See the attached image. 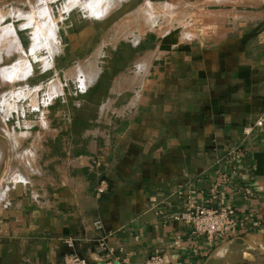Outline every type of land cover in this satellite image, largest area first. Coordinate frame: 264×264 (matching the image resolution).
I'll return each mask as SVG.
<instances>
[{
	"label": "crops",
	"instance_id": "crops-1",
	"mask_svg": "<svg viewBox=\"0 0 264 264\" xmlns=\"http://www.w3.org/2000/svg\"><path fill=\"white\" fill-rule=\"evenodd\" d=\"M199 2L196 30L157 42L48 137L43 178L0 203V264H65L69 237L88 264H264V0ZM189 203L234 207L241 226L195 236L176 219Z\"/></svg>",
	"mask_w": 264,
	"mask_h": 264
},
{
	"label": "rangeland",
	"instance_id": "rangeland-1",
	"mask_svg": "<svg viewBox=\"0 0 264 264\" xmlns=\"http://www.w3.org/2000/svg\"><path fill=\"white\" fill-rule=\"evenodd\" d=\"M72 1L0 0V203L14 185L33 186L43 178V149L64 118L88 113L83 100L98 109L111 81L133 70L137 58L151 57L157 42L180 41L196 30L193 21L204 5L199 0H108L109 13L100 17L81 6L86 0ZM38 28L49 37L41 35L31 50Z\"/></svg>",
	"mask_w": 264,
	"mask_h": 264
},
{
	"label": "built area",
	"instance_id": "built-area-1",
	"mask_svg": "<svg viewBox=\"0 0 264 264\" xmlns=\"http://www.w3.org/2000/svg\"><path fill=\"white\" fill-rule=\"evenodd\" d=\"M257 125H261L262 121L257 120ZM251 128H245L244 134L249 135ZM238 148H234L226 152V159L230 165H234L239 158ZM96 166L100 165L101 160L96 158L92 161ZM97 194L102 196L107 193L109 189V179L106 176H101L97 184ZM176 219L182 220L190 227L191 233L195 236L203 237L211 240L215 236L224 237L234 233L238 227L241 226L240 216L237 210L231 206H206L189 203L185 211L178 214ZM95 229L101 228V221L95 220L93 223ZM67 246V253L64 257L65 264H88V259L75 251L74 239L67 238L65 240ZM97 249L101 252L109 251L106 236H101L97 240ZM104 264H116L114 260L108 256ZM146 264H165L163 257L159 254L151 255Z\"/></svg>",
	"mask_w": 264,
	"mask_h": 264
},
{
	"label": "bare ground",
	"instance_id": "bare-ground-1",
	"mask_svg": "<svg viewBox=\"0 0 264 264\" xmlns=\"http://www.w3.org/2000/svg\"><path fill=\"white\" fill-rule=\"evenodd\" d=\"M28 1H29V0H28ZM44 1H46V0H44ZM73 1H75V0H73ZM73 1H72V2H73ZM107 1H108V0H107ZM107 1H106V0H86V1H84L83 3H81V1H80V3H81V6H83L84 8H86V9L89 10L90 14H92V15H97V16H100V17H101V16H105V15H107V14H106L107 12L109 13V10L107 9V8H109V7H107V6L104 5V4H110V5H111V3H110L111 1H110V2L108 1L109 3H107ZM39 2H40V1H39ZM39 2L37 3L38 5H39ZM41 2H42V0H41ZM204 2H205V1H204ZM20 3H21V2H20ZM73 3H74V2H73ZM112 3H113V2H112ZM145 3H146V2H145ZM168 3H169V2H168ZM40 4H41V3H40ZM44 4H45V3H44ZM44 4H42V5H44ZM157 4H158V3H157ZM42 5H40L41 8L43 7ZM75 5H76V4H75ZM110 5H109V6H110ZM150 5H151V4H150ZM169 5H170V4H169ZM171 5H172V4H171ZM171 5H170V7H171ZM29 6H30V5H29ZM105 6H106V7H105ZM167 6H168V5H167ZM175 6H176V5H175ZM175 6H174V7H175ZM184 6H185V5H184ZM30 7H31V6H30ZM112 7H113V4H112ZM156 7H158V6H156ZM191 7H192V6H191ZM31 8H32V7H31ZM147 8H148V6H147ZM151 8H152V7H151ZM166 8H167V7H166ZM179 8H180V6H179ZM38 9L40 10V8H38ZM38 9H37V10H38ZM45 9H46V11H47V8H45ZM173 9H174V8H173ZM37 10H36V11H37ZM40 11H42V10H40ZM40 11H39L38 13H43V11H42V12H40ZM138 11H139V10H138ZM171 11H172V10H171ZM31 12H33V11H31ZM47 12H48V11H47ZM47 12H46V13H47ZM50 12H51V11H50ZM167 12H168V10H167ZM203 12H204V11H203ZM36 13H37V12H36ZM46 13H45V14H46ZM48 13H49V12H48ZM48 13H47V14H48ZM148 13H149V12H148ZM156 13H157V12H156ZM170 13H171V12H170ZM172 13H173V12H172ZM206 13H207V12H206ZM34 14H35V13H34ZM49 14L51 15V13H49ZM49 14H48V15H49ZM146 14H147V13H146ZM149 14H150V13H149ZM152 14H153V13H152ZM26 15H27V14H26ZM32 15H33V14H32ZM37 15H38V14H37ZM40 15H41V14H40ZM139 15H140V14H139ZM150 15H151V14H150ZM27 16H28V15H27ZM143 16H144V15H143ZM143 16H142V17H143ZM145 16H146V15H145ZM148 16H149V15H148ZM155 16H156V15H155ZM155 16H154V17H155ZM171 16H172V15H171ZM44 17H45V16H44ZM48 17H49V16H48ZM48 17H47V18H48ZM149 17H150V16H149ZM151 17H152V16H151ZM3 18H4V17H3ZM25 18H26V17H25ZM36 18H37V17H36ZM47 18H46V19H47ZM52 18H53V17H52ZM33 19H34V17H33ZM40 19H41V18H40ZM44 19H45V18H44ZM46 19H45V20H46ZM49 19H51V17H50ZM49 19H47V20H49ZM145 19H146V18H145ZM147 19H151V18H147ZM147 19H146V20H147ZM210 19H211V18H210ZM29 20H30V19H29ZM51 20H54V19H51ZM196 20H197V19H196ZM1 21H2V20H1ZM26 21H27V20H26ZM142 21H143V20H142ZM32 22H33V21H32ZM37 22H38V21H37ZM49 22L51 23V21H49ZM53 22H54V21H53ZM144 22H145V21H144ZM147 22H148V21H147ZM28 23H30V22L28 21ZM46 23H47V21H46ZM46 23H45V24H46ZM36 24H37V23H36ZM51 24H53V23H51ZM51 24H50V25H51ZM151 24H152V23H151ZM40 25H41V24H40ZM43 25H44V23L42 24V26H43ZM48 25H49V23H48ZM193 25H194V24H193ZM9 26H10V25H9ZM9 26H8V27H9ZM42 26H40V27H42ZM45 26H47V24H46ZM53 26H54V25H53ZM148 26H149V25H148ZM36 27H38V26L36 25ZM43 27H44V26H43ZM49 28L52 30V29H53L52 25H51V27L48 26V29H49ZM125 28H126V27H124V29H125ZM149 28H150V27H149ZM36 29H37V28H36ZM36 29L34 30V31H35V32H34V34H35V35H34V38H35V41H34V42H35V44L32 46V49H31V50H33V49L35 48V45H36V47H37V44H39V42H40V41H39V38L41 37V35H42V36L44 35V37H47V35H48V34H46V36H45V34H43V32H45V31L41 32V30L39 31V28H38V30H36ZM40 29H41V28H40ZM42 29H43V28H42ZM46 29H47V28H46ZM1 30H2V29H1ZM51 30H50V32L54 31L55 29L52 30V31H51ZM3 31H4V30H3ZM131 31H132V30H131ZM163 31H164V30H163ZM166 31H167V30H166ZM166 31H165V32H166ZM182 31H183V30H182ZM11 32H12V31H11ZM156 32H157V30H156ZM185 32H186V31H185ZM5 33H6V32H5ZM12 33H13V32H12ZM46 33H47V31H46ZM159 33H160V32H159ZM52 34H53V32H52ZM3 35H4V34H3ZM10 35H11V33H10ZM50 35H51V33H50ZM44 37H42V39H43ZM48 37H49V36H48ZM48 37H47V38H48ZM50 38H51V37H50ZM2 39H3V38H2ZM46 40H47V39H46ZM181 40H182V39H181ZM4 41H5V40H4ZM38 41H39V42H38ZM43 41H44V44H45V39H44ZM43 41H42V42H43ZM49 41H50V40H49ZM52 41H53V40H52ZM52 41H51V42H52ZM6 42H7V41H6ZM53 43H54V46H55V42H54V41H53L51 44H53ZM42 44H43V43H42ZM44 44H43V46H44ZM46 44H47V43H46ZM51 44H50V45H51ZM45 47H46V46H45ZM56 47H57V46H56ZM38 48H39V45H38ZM36 49H37V48H36ZM46 49H48V48H46ZM51 50H52V49H51ZM153 52H154V51H153ZM48 53H49V52H48ZM148 53H149V52H148ZM161 53H162V52H161ZM157 54L159 55V53H157ZM158 55H157V56H158ZM24 58H26V56H25ZM146 58H147V57H146ZM151 59H152V58H151ZM21 60H22V58H21ZM146 61H147V60L144 59V60L140 61L139 64H145ZM21 62H22V61H21ZM24 62H25V60H24ZM147 62H148V61H147ZM137 64H138V63H137ZM17 66H19V64H18ZM12 67H13V66H12ZM14 67H15V65H14ZM8 68H9V67H8ZM15 68H16V67H15ZM15 68H14V69H15ZM141 68H142V67H141ZM148 68H149V67H148ZM5 69H6V68H5ZM8 70H9V69H8ZM12 70H13V69H12ZM15 70H17V69H15ZM13 71H14V70H13ZM19 71H21V70L19 69ZM2 72H3V71H2ZM2 72H1V73H2ZM8 72H9V71H8ZM14 73H15V72H14ZM6 74H7V73H6ZM15 74H16V73H15ZM10 75H11V74H10ZM14 77H15V76H14ZM82 81H83V80H82ZM24 175H25V174H24ZM17 177H18V176H17ZM19 177H21V176H19ZM14 179H16V178H14ZM4 188H5V187H4ZM2 192H3V191H2ZM0 194H1V192H0ZM5 195H6V194H5Z\"/></svg>",
	"mask_w": 264,
	"mask_h": 264
},
{
	"label": "water",
	"instance_id": "water-1",
	"mask_svg": "<svg viewBox=\"0 0 264 264\" xmlns=\"http://www.w3.org/2000/svg\"><path fill=\"white\" fill-rule=\"evenodd\" d=\"M118 14H119V13H116V14L112 15V16L108 19V21L114 19L115 17H117ZM257 249H258L260 252H262V253L264 254V249H262V248H260V247H257Z\"/></svg>",
	"mask_w": 264,
	"mask_h": 264
}]
</instances>
